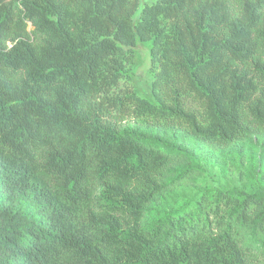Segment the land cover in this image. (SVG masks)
<instances>
[{
    "label": "trees",
    "instance_id": "1",
    "mask_svg": "<svg viewBox=\"0 0 264 264\" xmlns=\"http://www.w3.org/2000/svg\"><path fill=\"white\" fill-rule=\"evenodd\" d=\"M140 1L0 0V264L264 258V191L167 190L264 138V0Z\"/></svg>",
    "mask_w": 264,
    "mask_h": 264
},
{
    "label": "rangeland",
    "instance_id": "2",
    "mask_svg": "<svg viewBox=\"0 0 264 264\" xmlns=\"http://www.w3.org/2000/svg\"><path fill=\"white\" fill-rule=\"evenodd\" d=\"M151 0H141L140 6L134 15L137 18L141 5ZM137 53L136 63L132 71L130 85L123 84V88L129 87L138 91L142 96L151 93V79L148 76L149 49L148 46L139 43L135 46ZM121 126L138 127V123L126 118ZM195 154L200 162V171L188 176L176 179V170L169 173L168 180H173L167 190L183 199L188 194L199 189H244L250 193L260 194L264 191V138L252 136L244 140L236 141L225 147H215L206 143L178 139ZM168 192V191H167ZM260 264H264V258Z\"/></svg>",
    "mask_w": 264,
    "mask_h": 264
}]
</instances>
